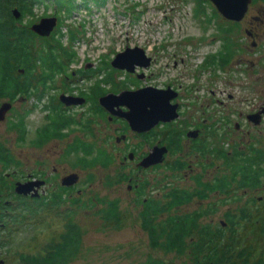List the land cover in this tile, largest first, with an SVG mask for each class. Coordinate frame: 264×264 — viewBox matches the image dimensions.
<instances>
[{"label": "flooded vegetation", "instance_id": "flooded-vegetation-1", "mask_svg": "<svg viewBox=\"0 0 264 264\" xmlns=\"http://www.w3.org/2000/svg\"><path fill=\"white\" fill-rule=\"evenodd\" d=\"M251 3H254L253 0ZM251 3L244 16L238 21L221 16L222 22H236L238 25L224 32H220L217 28L216 36L221 44L215 53H210L202 59L200 73L203 69L225 72L235 67L233 63L237 59L240 60L236 66H244L249 60L247 54L262 49L264 13L258 9L253 11ZM237 31L238 34L241 31L245 34L243 38H239L241 43L234 39L233 34ZM239 51L241 53L237 54ZM211 54H217L215 61L207 58ZM220 55H223V59H219ZM154 60L156 59L151 58V62ZM73 61L72 58L68 66ZM110 61L109 63L104 61L103 67L98 69L94 62L83 59L76 69L69 70L67 66V69L54 73L44 85H39L35 93L27 95L20 91L13 100L0 101V103L3 101L11 103L4 120L0 121V124L5 125L4 139L0 143L4 145L11 159L0 177V264H21V255L27 252L20 249L19 233L25 229L27 215L31 216L39 209L52 208L64 202L72 204L77 202L74 193L82 192L79 186L81 184L79 170L90 169L87 161L96 155L101 157L98 158L100 162L95 166L109 168L114 162L116 163V168L111 172L114 183L125 184L123 192L131 195L133 203L137 206L140 226L149 199H159L177 187L192 191L197 186L195 178L199 176L203 181L211 183L217 177L216 160L219 157L217 141L220 134L215 112L211 109L208 111L209 107L205 109L201 105L199 107L191 105L186 108L182 101V98H187L188 94L191 95L197 87L195 80L198 75L187 71L180 73L179 78H185L187 83H183L179 78L168 82H148L152 71L144 73L143 70L151 62L146 67L134 65V71L130 72L127 69L111 66ZM178 61L181 64L185 62L182 58ZM107 65L110 67L108 72H106ZM101 69L105 71L102 76L98 73ZM216 75L217 72L212 77ZM147 87L165 90L164 94L168 97L169 104L166 107V114L175 112L176 117L170 121L159 122L144 131L134 130L126 113L131 110V106L135 111L140 106L142 112L139 116L142 117L143 111L149 110L150 106L147 104L145 107L144 104L148 102L146 93L136 95L132 93ZM209 91L213 93L211 89ZM122 93L121 97L101 100L108 94L118 96ZM62 95L77 99L71 104H66V100L61 99ZM262 97V101L257 105L253 104L250 111L239 113L244 116L246 125L254 127L264 123V89ZM30 98L34 99L33 106L39 108L41 116L33 131V135L38 136L37 141L32 144L30 139L29 143L33 149L38 151L45 149L47 152L36 155L33 171L23 169L27 158L26 151L21 147L27 140V116L30 113L27 107L21 108V104H25ZM17 102L20 104L19 107H16ZM218 102V99L214 98V103ZM204 113L206 115L202 116ZM252 114H255V117H250ZM257 119L259 123L255 124L254 121ZM232 126L236 134L249 139V129L245 131L239 122L233 123ZM48 145L53 147L51 153L62 159L58 164L51 163L53 160L52 155L48 154L50 152ZM154 147H166L164 160L148 166L140 164ZM238 149L242 150L240 147ZM250 149L244 151L248 153ZM230 152L231 150L228 154ZM62 162L66 164L63 165ZM74 167H79V170L73 169ZM160 170L162 173L155 174ZM90 176L88 172L86 182L89 186ZM106 178L105 184L112 183L108 176ZM171 179L178 181L171 183ZM184 179H191V185H182ZM18 183L27 186L26 194L16 191ZM161 187L162 192L156 191L157 194H151L152 189ZM246 192L245 190L244 194L247 196ZM210 195H217V191H212L203 202L198 201V203L195 200L191 202L195 201L200 205L205 203L207 206ZM248 198L250 199L249 196ZM33 203L35 209L29 213L28 209L32 208ZM185 204H179L172 209V212ZM212 208L213 212L206 217L217 212L215 203H212ZM168 212L165 211L164 215ZM221 220L222 226H225L223 218ZM206 223L215 226L218 222L210 219ZM193 238L194 236L190 235L185 239L190 241ZM10 255L15 256V260H9Z\"/></svg>", "mask_w": 264, "mask_h": 264}, {"label": "rangeland", "instance_id": "rangeland-1", "mask_svg": "<svg viewBox=\"0 0 264 264\" xmlns=\"http://www.w3.org/2000/svg\"><path fill=\"white\" fill-rule=\"evenodd\" d=\"M253 2L252 10L258 9L264 13L262 0ZM45 3L34 8V18H36L33 23L44 16L57 17V23L53 29L55 30L60 24L57 38L61 40L63 46L67 48L71 46V49L75 51L74 61L68 66L69 70L76 69L83 59L91 60L100 69L104 61L109 63L126 47H140L150 58L149 64L151 58L156 59L143 70L144 73L152 71L148 82L172 81L178 79V75L184 71L198 75L195 80L197 87L191 95L188 94L187 98H182V101L186 108L191 105L197 107L201 105L205 109L209 107L208 111L211 109L215 112L220 134L217 141L218 148H225L228 151L240 147L244 151L253 146L264 150V123L254 127L246 125L244 116L239 115V113L244 114L250 111L253 104L257 105L262 101L264 45L262 49L247 54L249 60L244 66H236L240 60L237 59L233 63L235 67L225 72L203 69L200 73L202 59L210 53H215L221 44L216 36L219 23H226L221 21L223 18L219 13L220 16L213 17V10L215 11L216 8L211 1L205 0L202 3L204 11L197 17L193 16L194 0H103V2L86 0L85 3L83 0H74V8L68 16L55 11L53 0H46ZM207 18H210V21H205ZM70 30L77 33L72 42L69 40ZM238 31L233 35L236 42L241 43L239 38H243L245 34L242 31L238 34ZM239 53L241 52L237 54ZM180 58L185 60L184 64L178 61ZM109 70L110 67L107 65L106 72ZM216 72L217 75L212 77ZM98 73L102 76L105 71L101 69ZM179 80L187 83L185 78H179ZM230 95L231 98H229ZM214 98L219 102L214 103ZM16 104V107L20 106L18 102ZM34 104L33 98L21 104V108L27 107L30 111L27 116V140L21 146L26 151L27 159L23 169L27 171H33L36 155L47 153L45 149L43 151L33 149L29 143L33 137L34 127L39 123L38 118L41 116L39 108H34ZM205 115L206 113L202 114V116ZM235 122L241 123L245 131L249 129V139L236 134L232 126ZM4 127L5 125L0 124V141L4 139ZM245 144L248 145L244 146ZM48 147L50 151L48 154L52 155L53 160L51 163L58 164L62 159L55 153H51L52 145ZM222 163V159L216 160L217 171L222 167ZM62 164L65 165L66 162ZM114 168H116L115 162L109 168L95 166L87 170H79V167H74L73 169L80 171L81 176L79 186L82 192L74 193V199H77V202L74 204L64 202L52 208L39 209L31 216L27 215L25 229L19 233L20 249L27 253L37 251L43 254L45 244L50 240L58 241L60 234L65 230L66 221L71 219L80 226L82 234L80 250L68 264H140L148 257L162 258L168 264H193L191 256L187 253L178 255L150 248L146 232L140 226L137 206L133 203L131 195L123 192L125 184L114 183V176L111 174ZM88 172L91 175L90 186L86 182ZM159 173H162V170L155 172V174ZM106 176L112 183L105 184ZM170 181L174 183L178 179ZM191 183V179H184L181 182L185 186ZM152 190L151 194L155 195L156 191L162 192L163 188ZM241 192L242 190H239L237 193L241 194ZM246 194L247 196L243 194L239 202L232 201V196L225 200L224 195L220 198L218 194L210 195L208 202L215 203L217 212L203 220L208 222L211 219L219 222L224 212L233 213L237 206L244 205L247 201L246 206L253 216L251 223L243 226L245 230L240 233L238 247H245L247 251L253 253L249 257L252 262L264 249L263 236L258 232V223L255 224V217L264 215V187L247 191ZM252 198L255 199L254 203L251 202ZM114 200L120 213L118 224L100 219V210L108 207L109 201ZM33 205L34 203L32 208L28 209L29 213L35 209ZM204 205L205 203L201 204V206ZM196 207L197 203L194 201L178 207L172 213L179 214ZM9 260H15V256L10 255Z\"/></svg>", "mask_w": 264, "mask_h": 264}, {"label": "trees", "instance_id": "trees-1", "mask_svg": "<svg viewBox=\"0 0 264 264\" xmlns=\"http://www.w3.org/2000/svg\"><path fill=\"white\" fill-rule=\"evenodd\" d=\"M99 1L103 2V0ZM194 1L193 16L197 17L204 11L202 3L205 0ZM45 2L46 0H0V101L13 100L20 91L27 95L35 93L39 85H44L54 73L67 69L75 55L71 46L70 48L63 46L61 40L57 38L60 24L48 36L37 35L29 29L36 18H34V8L46 4ZM53 2L55 11L67 16L74 8V0H53ZM83 2L85 3L86 0ZM15 8L20 12L17 18L12 12ZM218 15L217 11L213 10V17ZM205 21H210V18ZM237 25L236 22L228 21L224 24L219 23L218 28L220 32H224ZM76 34L72 30L69 31L70 42L74 41ZM216 57L217 54L207 56L211 58L210 61L212 59L215 61ZM219 59H223V55H220ZM65 60L69 61L65 62ZM37 138L38 136L34 134L31 143L35 144ZM228 151L219 148L218 158L222 159L223 163L212 183L203 181L199 176L195 178L197 186L192 191L177 187L159 199L148 200L149 203L141 218V228L147 234L150 248L178 255L189 250L187 254L191 256L193 264H264V249L250 263L249 257L253 253L247 251L245 247H238L240 233L245 230L243 226L252 221L253 215L246 206L248 203L237 206L233 213L224 212L222 218L226 223L225 226H222V220L215 226L203 221L207 214L213 212L210 202L207 206L197 204L193 210L180 215L172 213V209L179 204L193 200L205 201L212 191H217L219 198L224 195L225 200H228L232 196V201L239 202L245 190L253 191L264 187V150L251 146V153L238 148H234L229 154ZM99 157L101 155H96L87 161L89 166L94 167L100 162ZM10 160L4 145L0 143V177ZM239 190L243 193L238 194ZM251 202L254 203L255 199L252 198ZM165 211H169L167 215H164ZM100 212V219L118 224L120 213L115 200L109 201L108 207L101 209ZM255 221V224L258 223V232L264 237V215H257ZM81 234L80 226L69 219L58 241L50 240L46 243L43 254L37 251L22 254L21 264H68L80 250ZM190 235L194 238L190 241L186 240L185 238ZM140 264L168 263L162 258L148 257Z\"/></svg>", "mask_w": 264, "mask_h": 264}, {"label": "water", "instance_id": "water-1", "mask_svg": "<svg viewBox=\"0 0 264 264\" xmlns=\"http://www.w3.org/2000/svg\"><path fill=\"white\" fill-rule=\"evenodd\" d=\"M213 3L216 10L220 13V15L224 18L238 21L240 20L245 12L247 11L248 4L252 0H209ZM13 15L17 18L20 15V12L15 8L13 9ZM57 23L56 16H44L39 19L38 22H34L29 26V29L40 36H48L54 29ZM150 58L144 54V51L140 47H126L124 51L117 53L110 61L111 66L120 69H127L128 71H134V65H139L142 67H146L149 63ZM22 71V70H21ZM146 91V92H145ZM165 90L155 89L151 87L140 89L139 91H134L132 95L146 93V98H148V102L144 103L145 107L149 104L150 109L144 110L142 117L139 116L142 112V108L138 106V108L133 110L131 106V110L126 113V117L129 120L132 128L138 131H144L152 126L156 125L159 122L170 121L176 117L175 112H171V114H166V107L168 104V97L164 94ZM121 95H112L108 94L104 96L102 99L107 100L110 98L121 97ZM62 100H66V104H71L75 101V97L70 96H61ZM150 102V103H149ZM11 107V103L7 101H3L0 103V121L4 120L5 113ZM146 112V113H145ZM148 112V113H147ZM137 114V115H136ZM250 117H255V114L250 115ZM249 117V118H250ZM255 124L259 123V120L254 121ZM166 147H154L153 151L149 153L140 164L144 166H148L151 164L159 163L164 160V153H166ZM27 186L22 183H18L16 187V191L18 193H27L25 190Z\"/></svg>", "mask_w": 264, "mask_h": 264}]
</instances>
